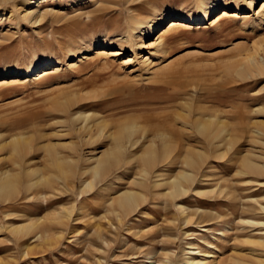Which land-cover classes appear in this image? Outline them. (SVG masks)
I'll use <instances>...</instances> for the list:
<instances>
[{"label": "rangeland", "instance_id": "obj_1", "mask_svg": "<svg viewBox=\"0 0 264 264\" xmlns=\"http://www.w3.org/2000/svg\"><path fill=\"white\" fill-rule=\"evenodd\" d=\"M42 1L0 2V144L25 136L24 162L42 169L32 177L37 187L25 189L19 173L16 192L0 200V263L184 264L189 247L200 264L264 260V227L246 222L264 221V71L244 60L264 43V0ZM256 60L264 61V48ZM212 115L227 125L225 143L211 145L199 131L197 120ZM129 127L138 146L102 178L83 175L85 158L119 139L128 144ZM162 139L170 157L155 164L149 183L157 172L191 171L188 151L204 154L193 153L199 169L176 199L134 183L143 177V146ZM43 145L55 146L58 160L75 159V173L53 168ZM8 146L0 173L17 157ZM244 159L261 168L244 173ZM84 180L93 187L83 191ZM126 189L144 198L120 221L110 202ZM66 208L72 220L62 225ZM39 219L49 228L46 244L9 231ZM34 245L44 248L26 254Z\"/></svg>", "mask_w": 264, "mask_h": 264}, {"label": "bare ground", "instance_id": "obj_2", "mask_svg": "<svg viewBox=\"0 0 264 264\" xmlns=\"http://www.w3.org/2000/svg\"><path fill=\"white\" fill-rule=\"evenodd\" d=\"M10 1L11 0H0V2H10ZM23 1H25V2L28 1V2H26V4H27L31 0H23ZM14 5H16V7H17L18 4H14ZM172 23L173 24L171 26H174V22H172ZM150 34L152 35L151 32H149V35ZM164 34L165 33L162 32L159 35L158 39H161L162 36H164ZM263 48H264V43L261 45H256L255 46L256 52L251 53V54H247L245 56L244 60L247 61L249 68L252 67V68H255L261 72L264 71V61L261 63V62H258L256 60L257 51H259L260 49H263ZM44 72H46V70ZM196 123H198L197 126L199 128V131L201 133L205 134V136H207L206 138L211 145H214V142L218 138H220L219 141L224 142V143L226 142V140L229 139V137H228L229 135L226 136L227 134L223 133L224 130L227 128V125L225 124V121L222 120L217 115H212V116L207 117V118L203 117L202 119H198ZM212 126H214V129H216V131H213L214 129L212 130V128H213ZM102 127L103 126H101V125L99 126V131L102 130ZM135 132H136V130L134 129V127L133 128L129 127L127 134L125 135V137L130 138L128 141V144H125V143H127L125 138H124L125 143L123 142V140L119 139V141L116 140L117 141L116 145L110 151L107 150L106 152H104L100 155L94 154L95 156L93 155L92 157H90L88 159L85 158L86 165L84 168L82 167L83 168L82 174L86 175V174L92 173L95 177L98 178V177L103 176L113 165H117L123 156V152H124L125 148H128V147L134 148V147L138 146L137 141H135L136 139L134 140L133 138H131ZM222 133L225 135V137H218V135L219 136L223 135ZM121 136H122L121 138L123 139L124 135L122 134ZM26 139L27 138L23 135L22 136L17 135V136H13L10 141L3 143V144H0V152L3 148H5L9 145V146H11L10 148H12L11 151L12 150H13V152L16 151V154L14 156H17V157H15V159L12 158L14 160L13 170L2 171L0 173L1 174L0 175V200H5V201L10 200V198L16 192V184H15V182H13V180L16 179V175L19 173L20 174L23 173L27 177L25 182L22 181V182H24L22 184V186L25 187V189H27V190H31V189L37 187L41 183L40 179H35L32 177L33 176L35 177L36 174H39L40 171H42V169L38 166H31L30 167L29 163L26 164L24 162V158H25L24 154L26 153V149L29 146L28 145L29 142L27 143ZM92 140L90 137L89 143H91ZM231 142H232V140H231ZM74 145H75V143H74ZM220 145H221V143H220ZM160 146H161V149L159 148ZM54 147L55 146H52V145H43V147H42L44 149H48L50 152V156L53 158V163L51 166L53 168L58 169L61 173H64V172H74L75 173V171L77 170V166L76 165L74 166V163L76 162V160L73 158L69 159L68 161L67 160H62V161L58 160L56 153L53 150ZM143 147H144V151L140 155L138 154L139 157L141 158L142 162H143V165H144V169L142 170L143 177L141 180H139L140 179L139 178L134 183L139 188L141 187L142 189L149 187L150 184H151V187L155 188L156 190L163 188L164 190L161 192V194H163L165 197L170 198V199H176L178 197H181V195L185 194L188 191V189H190V187H187L188 188L187 189L186 186H184L185 183L190 184L193 181V179L195 177V173H196L195 169H197L199 167V162H198L197 157L198 156L203 157L204 154L200 151L197 152V150H196V152H194L193 149H192L193 152L188 151L189 154H187L184 159H185L186 165L189 168H191V171L189 169H188L189 171L183 170L180 173H178L177 176L172 177V178L171 177L166 178V177H164L165 174L163 172H157L154 175V178H155L154 181L152 180L151 181L152 183H149L148 178L151 177L150 175H152L153 172H155V171H153L155 164L160 160L161 157H163V158L165 156L170 157V155L168 154L169 153L168 152L169 151V144L164 139H162V140H160V144H157L156 141H151L148 144H145ZM217 147H218V145H217ZM73 151L75 153L78 152L77 150H75V148H73ZM193 153H195V155H198V156H195ZM202 154H203V156H202ZM137 158H138L137 155L135 157L129 158L128 163L133 162ZM167 159H168V157H167ZM244 161H245L244 167L246 168V171L244 173L256 172L257 169L261 168L260 165H257L256 163H254V161H251L250 159H244ZM242 171H240V173ZM19 176H20V178H22V175H19ZM14 177H15V179H14ZM58 179H61L60 175L58 176ZM93 185H94V182L92 180H84V181H82V187H83L82 190L84 191L88 188H92ZM148 190H149V188H148ZM203 192L204 191L198 190V193H203ZM143 198H144L143 193L138 191V190L126 189V190L119 191L117 196L111 202L109 201L110 205H111V209H110L109 213L114 214L121 221L124 218H126L127 216L131 215L135 211V209L141 204V201L143 200ZM260 210L263 211V213H264V205L260 206ZM62 214H65V217L63 216L60 219L58 218L59 219L58 223L62 224V225H66L67 221H69V219L71 218V216L73 214V209L66 208L63 210ZM62 214H60V215H62ZM39 220H42V219H39ZM71 220H72V218H71ZM185 222L187 224H190L192 222L191 217H187ZM246 222H248L249 224H252V225H256V226L260 225V226L264 227V221H257V220L252 219V220H247ZM53 223H54V221H53ZM44 224H45L44 220H42V221H35L34 220V221L26 222V223H20L17 225L16 224L10 225L8 228H9V231L11 233H13L15 236L19 237V240H20V237L22 238V237L29 236V235L35 233V234H38L37 239H39V238H42L43 240L45 239L44 243L46 244L48 241L47 238H48L49 234L47 232H48L49 228H45L43 230L42 225H44ZM45 227H47V226H45ZM101 228H103L101 223L97 224L98 233H99ZM262 239H264V238H262ZM21 240H23V239H21ZM259 241L257 244L259 246H261L262 248H264V240L261 242H259ZM30 245H32V244H30ZM38 247H39L38 245H34L32 247L28 246L26 249L27 250L26 254H29L30 251H33L35 248H38ZM41 247L42 246H40L39 248H41ZM42 248H44V247H42ZM189 249H190V254H189L188 258L185 259L184 264H200L198 259H196V257L194 256V255L197 256V254H199V252H197V250H194L192 247H189ZM258 258H260V257H258ZM256 260H257L256 261L257 264H264L263 259H261V258L257 259L256 258ZM235 261H238L239 264H246L245 263L246 261L241 262L242 260L240 261V259H236ZM159 264H165V263H159ZM167 264H168V262H167ZM248 264H250V263H248ZM254 264H255V262H254Z\"/></svg>", "mask_w": 264, "mask_h": 264}]
</instances>
